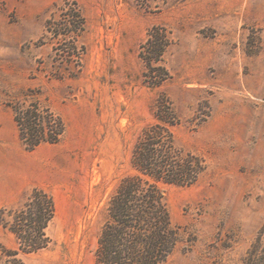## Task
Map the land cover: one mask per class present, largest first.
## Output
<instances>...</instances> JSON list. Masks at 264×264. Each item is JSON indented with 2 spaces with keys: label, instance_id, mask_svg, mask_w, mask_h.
<instances>
[{
  "label": "rangeland",
  "instance_id": "374dc122",
  "mask_svg": "<svg viewBox=\"0 0 264 264\" xmlns=\"http://www.w3.org/2000/svg\"><path fill=\"white\" fill-rule=\"evenodd\" d=\"M67 2L86 30L66 43L82 60L64 62L48 28ZM155 30L167 42L152 79ZM19 102L59 116L61 141L28 151ZM159 103L173 109L177 145L205 165L193 186L165 187L180 233L165 264H264V0H0V211L34 189L56 204L52 243L21 254L26 264H96L108 202ZM0 246L19 248L2 227Z\"/></svg>",
  "mask_w": 264,
  "mask_h": 264
},
{
  "label": "trees",
  "instance_id": "16d2710c",
  "mask_svg": "<svg viewBox=\"0 0 264 264\" xmlns=\"http://www.w3.org/2000/svg\"><path fill=\"white\" fill-rule=\"evenodd\" d=\"M57 22L49 21V31L65 45L86 30V18L76 2H67ZM55 26V27H53ZM58 29V30H57ZM167 37L151 33L145 55L150 78L157 79L159 62L165 52ZM82 51L65 45L61 57L82 60ZM158 85L157 83H155ZM19 141L34 151L43 144H58L65 133L62 119L38 102L12 105ZM159 124L148 127L138 140L132 156L134 173L125 177L113 192L107 207V219L98 240L96 264H165L179 242L165 191L166 186L190 187L205 171L204 160L178 145L172 128L176 126L173 109L158 104ZM56 216L54 197L43 189H34L17 209L0 211V227L12 233L19 248L0 246V264H26L21 254L31 255L49 248V226Z\"/></svg>",
  "mask_w": 264,
  "mask_h": 264
},
{
  "label": "crops",
  "instance_id": "0c3cea01",
  "mask_svg": "<svg viewBox=\"0 0 264 264\" xmlns=\"http://www.w3.org/2000/svg\"><path fill=\"white\" fill-rule=\"evenodd\" d=\"M21 191H22V189H18V190H17V193H19V192H21Z\"/></svg>",
  "mask_w": 264,
  "mask_h": 264
}]
</instances>
